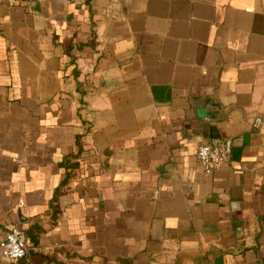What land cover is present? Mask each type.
Instances as JSON below:
<instances>
[{
    "label": "crops",
    "instance_id": "crops-1",
    "mask_svg": "<svg viewBox=\"0 0 264 264\" xmlns=\"http://www.w3.org/2000/svg\"><path fill=\"white\" fill-rule=\"evenodd\" d=\"M13 227L0 264H264V0H0Z\"/></svg>",
    "mask_w": 264,
    "mask_h": 264
},
{
    "label": "built area",
    "instance_id": "built-area-1",
    "mask_svg": "<svg viewBox=\"0 0 264 264\" xmlns=\"http://www.w3.org/2000/svg\"><path fill=\"white\" fill-rule=\"evenodd\" d=\"M9 6H20L24 0H2ZM65 2H74L76 0H64ZM262 120H254L252 127L258 129ZM232 141L230 138L214 137L206 143L199 146L196 152V158L202 170L205 173H211L223 163H225L231 154ZM1 256L11 263L24 259L28 255L27 238L24 230L20 227H13L6 232L0 242Z\"/></svg>",
    "mask_w": 264,
    "mask_h": 264
}]
</instances>
